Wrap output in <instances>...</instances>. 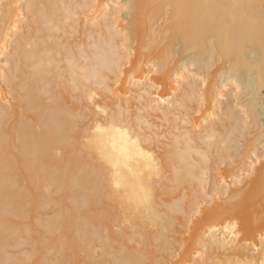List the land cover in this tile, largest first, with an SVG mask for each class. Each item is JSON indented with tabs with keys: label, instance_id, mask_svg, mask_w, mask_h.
Returning <instances> with one entry per match:
<instances>
[{
	"label": "bare ground",
	"instance_id": "6f19581e",
	"mask_svg": "<svg viewBox=\"0 0 264 264\" xmlns=\"http://www.w3.org/2000/svg\"><path fill=\"white\" fill-rule=\"evenodd\" d=\"M0 10V264H264V0Z\"/></svg>",
	"mask_w": 264,
	"mask_h": 264
},
{
	"label": "rangeland",
	"instance_id": "374dc122",
	"mask_svg": "<svg viewBox=\"0 0 264 264\" xmlns=\"http://www.w3.org/2000/svg\"><path fill=\"white\" fill-rule=\"evenodd\" d=\"M0 8H1V5H3V3H4V0H0ZM1 11V10H0ZM0 27H1V24H0ZM0 31H1V29H0ZM143 54L144 55H146L145 54V52H143ZM176 61V62H175ZM174 61V59L172 60V62H171V64L169 65V67H168V69H172L173 68V66H175L176 64H177V62H178V60L176 59ZM173 65V66H172ZM214 69V68H213ZM0 90L2 91V93L4 94H6V92H7V90H8V88L7 87H5V86H1V84H0ZM212 92V91H211ZM229 95V96H228ZM230 99V100H229ZM244 99L245 98H243V99H241L240 100V103L241 102H243L244 101ZM229 101L230 102V104L233 106L234 105V111H239V108H238V106H236L237 104H238V102L236 101V103H234L233 104V92H231V90H230V88H229V90H227V92L224 94V101H225V105H226V103H228L229 104V102H227V101ZM231 100H232V102H231ZM223 105V104H222ZM239 105V104H238ZM195 117H198V115L197 116H195ZM245 120H242V122H241V124H240V126H242V127H238L239 128V130H240V132H238V133H236L237 135V137H239V138H237L236 137V141H235V146H233V148H231L230 149V151H228L229 153V156L227 157V159H226V165L228 164L229 165V163L230 162H232L233 164L234 163H239L240 161H241V159H242V157L244 158L245 156H243L244 155V150H245V144L247 143V141H248V139H251L252 138V136H253V134L254 133H256L255 132V129L253 130V129H251L252 127H251V125H249L248 126V122L247 121H245ZM247 122V123H246ZM260 123H263V121H261L260 120ZM259 123V124H260ZM261 125H263V124H261ZM228 128V125H227V127H226V129ZM245 128V129H244ZM247 128V129H246ZM244 129V130H243ZM246 132V133H245ZM251 132V133H250ZM250 133V135H247V134H249ZM252 134V135H251ZM243 140V141H242ZM234 151V152H233ZM237 154H236V153ZM263 151H262V148H261V146H258V153H262ZM233 153V154H232ZM235 156H236V158H235ZM230 157V158H229ZM217 158V157H216ZM231 160V161H230ZM228 165L227 166H224V170L223 171H225V169L226 170H228L229 168H230V166L228 167ZM235 165V164H234ZM223 167V166H222ZM48 212H50V211H48ZM24 223V222H23ZM185 237V236H184ZM177 254H179V251L177 252ZM173 261H175V259L173 260Z\"/></svg>",
	"mask_w": 264,
	"mask_h": 264
},
{
	"label": "snow or ice",
	"instance_id": "6c2138e0",
	"mask_svg": "<svg viewBox=\"0 0 264 264\" xmlns=\"http://www.w3.org/2000/svg\"><path fill=\"white\" fill-rule=\"evenodd\" d=\"M239 90V89H238ZM99 130V129H98ZM143 154V153H142Z\"/></svg>",
	"mask_w": 264,
	"mask_h": 264
}]
</instances>
